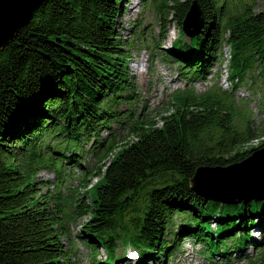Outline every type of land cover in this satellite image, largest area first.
<instances>
[{
    "label": "trees",
    "instance_id": "obj_1",
    "mask_svg": "<svg viewBox=\"0 0 264 264\" xmlns=\"http://www.w3.org/2000/svg\"><path fill=\"white\" fill-rule=\"evenodd\" d=\"M121 1L44 0L0 51V264H68L63 236L74 216L64 201L51 203L36 177L50 169L64 174L66 161L83 168L85 152L100 160L113 154L91 172L99 179L87 190L89 201L74 202L75 213L88 218L79 236L94 256L106 253L92 264H118L121 244L139 253L134 264H166L155 257H172L182 237L197 242L206 258H228L242 251L251 230L264 233V198L220 202L191 184L198 168L239 164L264 147V139L254 145L264 138V114L254 125L245 98L184 89L157 120L130 121L133 142L100 137L129 117L119 105L134 97L132 56L115 29ZM193 1L159 4L162 13L174 12L180 33L166 58L196 83L227 46L233 89L252 78L264 102V7L255 10L256 0L238 8L231 0H197L204 26L186 42L182 26ZM88 142L93 149H85ZM245 264H264V247Z\"/></svg>",
    "mask_w": 264,
    "mask_h": 264
},
{
    "label": "rangeland",
    "instance_id": "obj_2",
    "mask_svg": "<svg viewBox=\"0 0 264 264\" xmlns=\"http://www.w3.org/2000/svg\"><path fill=\"white\" fill-rule=\"evenodd\" d=\"M162 1L169 6L173 4V0H122L118 4L119 15L116 19L115 29L119 37L126 43L128 52L132 56L129 69L131 80L135 86L134 97L131 103L124 102L119 105V110L123 111L125 115L130 113L128 114L129 117L112 123L110 128H103L100 137L106 140L114 135L119 145L133 142L136 137L130 129V121L141 118L157 120L160 115L167 111L166 109H169L173 94L182 92L184 89L193 90L197 96L216 88L234 92V97L237 99L245 98V101L249 102V111L253 116L254 125H257L264 114L262 94L259 90L251 87L252 78H249L246 83L235 90L233 89L235 85L229 79L231 73L228 66L229 47H225L221 60L215 69L209 71L207 78L196 83L185 78L187 74L182 73L185 69L181 68L176 60L166 58V54L172 55L174 40L180 33L174 12L162 13L159 9V4ZM242 1L246 0H231L230 6L238 8ZM263 7L262 0L255 1V10L260 11ZM183 39L188 42L190 37L185 35ZM138 64H141L140 70L142 72L137 70ZM258 85V81L254 83V86ZM263 139L255 140L254 145L258 146ZM92 146L93 143L88 142L85 144V149H91ZM112 157L113 154H110L105 160H100L92 152H85L82 160L83 168H74L72 163L66 161L64 174L59 175L50 169L40 172L36 177L38 189L44 195L53 197L51 203H54V200L57 202L64 201L66 213L74 216L65 222L67 233L63 236L64 245L68 250V264H92L94 257L98 259L97 261L106 257V253L102 249L94 256L93 250L79 236L81 225L88 218L75 213L74 202L79 197L89 201L87 190L99 179V177L91 175V172L104 167V162L110 161ZM85 175L89 181L87 186L85 185ZM214 227L215 225H213ZM263 235L261 229L254 228L251 230V239L242 251L235 249L230 252L228 258L221 257L220 254H213L212 257L206 258L197 242L192 238L182 237L183 241L180 242V248L173 251L172 257H155L154 263L245 264L248 259L259 257V251L264 247V244L260 245ZM253 242L259 245H254ZM126 250L133 251L134 249L129 245L121 244L117 253L124 254L125 258L121 259L118 264H134L127 258Z\"/></svg>",
    "mask_w": 264,
    "mask_h": 264
},
{
    "label": "water",
    "instance_id": "obj_3",
    "mask_svg": "<svg viewBox=\"0 0 264 264\" xmlns=\"http://www.w3.org/2000/svg\"><path fill=\"white\" fill-rule=\"evenodd\" d=\"M44 0H0V51L10 43V41L16 36L19 29L24 25L28 24L32 18L34 10L43 2ZM204 26V20L202 17V9L197 0H194L186 14V17L183 21V31L189 37H194L200 33V30ZM264 147L260 148L253 152V154L242 161L239 164L229 165L226 167H201L198 169L201 170H210L215 168L227 169L233 166H242L244 162L248 164L251 162V167H256L259 170L261 166L259 163L264 162ZM261 160V161H260ZM245 164V163H244ZM250 164V163H249ZM260 166H259V165ZM264 164V163H263ZM246 166V165H245ZM259 166V167H258ZM197 173V171H196ZM196 176V174H195ZM194 176V177H195ZM238 176H234L231 179V182H236L239 187L242 188L243 182L238 180ZM194 183V182H193ZM242 183V184H241ZM209 183L203 179L202 175L198 176V179L195 181V186L192 185L193 189L198 193L203 194L204 196L214 199L220 202L234 203L238 204L242 201H231L225 198L216 199L214 196H208L204 194L203 189L208 190L207 185ZM201 190V191H200ZM209 191V190H208ZM264 198V196H259L258 199ZM254 199H248L246 201H252Z\"/></svg>",
    "mask_w": 264,
    "mask_h": 264
},
{
    "label": "bare ground",
    "instance_id": "obj_4",
    "mask_svg": "<svg viewBox=\"0 0 264 264\" xmlns=\"http://www.w3.org/2000/svg\"><path fill=\"white\" fill-rule=\"evenodd\" d=\"M140 68L141 64H138L137 70L142 72ZM262 161H264V159ZM246 162H244L245 164L243 163L242 166H233L227 169H198L196 176L192 179L191 184L195 186L194 184L198 179V176L202 175L203 179L209 183L207 185L209 191L203 189L202 192L208 196H214L216 199L220 200L225 198L230 200V202L258 199L259 196H264V162H262V164L261 162L259 163L262 165L261 169L259 170H255L257 169V166L254 168L253 166L251 167L250 161H248L250 164H246ZM234 176H238V180L243 182L242 188L239 187L236 182H234L236 180H234L233 183L231 182V179Z\"/></svg>",
    "mask_w": 264,
    "mask_h": 264
},
{
    "label": "clouds",
    "instance_id": "obj_5",
    "mask_svg": "<svg viewBox=\"0 0 264 264\" xmlns=\"http://www.w3.org/2000/svg\"><path fill=\"white\" fill-rule=\"evenodd\" d=\"M125 254L128 256V258L130 260H133V261H136L140 258L139 253L137 251H134V250L133 251H127L126 250Z\"/></svg>",
    "mask_w": 264,
    "mask_h": 264
}]
</instances>
